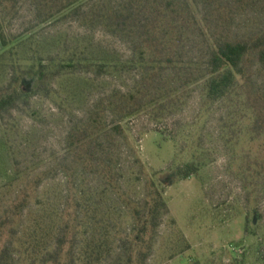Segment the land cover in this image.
<instances>
[{
  "label": "rangeland",
  "instance_id": "374dc122",
  "mask_svg": "<svg viewBox=\"0 0 264 264\" xmlns=\"http://www.w3.org/2000/svg\"><path fill=\"white\" fill-rule=\"evenodd\" d=\"M0 1V98L37 79L0 112L2 264L20 261L17 199L40 178L37 196L101 195L123 229L161 192L147 264H264V67L251 57L225 97L207 93L212 44L263 34L264 0ZM92 117L105 129L94 145L104 168L85 172L68 142ZM109 176L129 201L108 193Z\"/></svg>",
  "mask_w": 264,
  "mask_h": 264
},
{
  "label": "trees",
  "instance_id": "16d2710c",
  "mask_svg": "<svg viewBox=\"0 0 264 264\" xmlns=\"http://www.w3.org/2000/svg\"><path fill=\"white\" fill-rule=\"evenodd\" d=\"M194 2L206 9L213 8L217 3L221 5V0ZM1 3L2 1L0 8ZM215 11L222 16L225 14L220 6ZM0 39L5 47L1 27ZM212 45L213 50L208 60L211 76L207 84L209 97H225L236 84L237 77L246 76L247 59L255 57L264 67V33L243 40H217ZM83 64L79 61L62 66L76 69ZM134 64L143 66L144 62L137 61ZM43 69L38 72L39 81H43L46 75ZM36 80V77L30 81L24 78L20 89L1 97L0 112L24 99L33 90ZM104 132L102 123L95 117L89 123L72 129L68 148L73 154L75 168L81 167L85 172L104 168L99 163L100 153L94 152V145ZM196 171L195 167L189 166L186 175L189 177ZM113 178L110 177L113 190L108 193L117 196L119 200L129 201L120 184L114 182ZM42 183L43 179H38L30 187L32 192L21 191L17 199V231L22 229L20 236L17 233V256L20 260L17 264H147L160 227V217L167 208L161 192L153 193L145 206L135 207L131 227L123 229L110 203L108 207H104L101 195L100 198H95V194L90 192L89 196L92 197H88L84 186L79 191L74 186L75 194L71 197L60 192L59 196L52 199L46 191L37 196ZM33 199H36L38 206L35 212L30 211ZM68 245L70 250L66 251ZM5 253L6 250L1 255L0 264L3 263ZM118 254V260L112 263V257Z\"/></svg>",
  "mask_w": 264,
  "mask_h": 264
},
{
  "label": "crops",
  "instance_id": "0c3cea01",
  "mask_svg": "<svg viewBox=\"0 0 264 264\" xmlns=\"http://www.w3.org/2000/svg\"><path fill=\"white\" fill-rule=\"evenodd\" d=\"M2 49H3V46H2V43H1V39H0V54L2 52Z\"/></svg>",
  "mask_w": 264,
  "mask_h": 264
}]
</instances>
